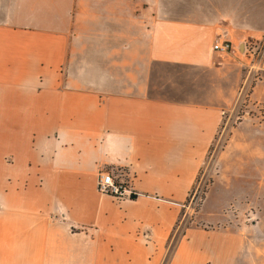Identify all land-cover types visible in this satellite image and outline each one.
Listing matches in <instances>:
<instances>
[{
    "label": "crops",
    "instance_id": "0c3cea01",
    "mask_svg": "<svg viewBox=\"0 0 264 264\" xmlns=\"http://www.w3.org/2000/svg\"><path fill=\"white\" fill-rule=\"evenodd\" d=\"M263 33L264 0H0V264H244L242 228L165 258Z\"/></svg>",
    "mask_w": 264,
    "mask_h": 264
},
{
    "label": "rangeland",
    "instance_id": "374dc122",
    "mask_svg": "<svg viewBox=\"0 0 264 264\" xmlns=\"http://www.w3.org/2000/svg\"><path fill=\"white\" fill-rule=\"evenodd\" d=\"M242 56L246 81L225 111L194 187L181 203L166 262L186 229L199 227L244 229L247 245L241 262L264 264V33L246 41ZM104 171L124 181L125 195H130L128 176Z\"/></svg>",
    "mask_w": 264,
    "mask_h": 264
},
{
    "label": "built area",
    "instance_id": "2783aa9c",
    "mask_svg": "<svg viewBox=\"0 0 264 264\" xmlns=\"http://www.w3.org/2000/svg\"><path fill=\"white\" fill-rule=\"evenodd\" d=\"M213 49L220 53H228L232 50V44L229 41H216ZM117 175L101 170L98 177L99 192L111 195L117 198L123 197L126 192H129L124 181L117 179Z\"/></svg>",
    "mask_w": 264,
    "mask_h": 264
},
{
    "label": "trees",
    "instance_id": "16d2710c",
    "mask_svg": "<svg viewBox=\"0 0 264 264\" xmlns=\"http://www.w3.org/2000/svg\"><path fill=\"white\" fill-rule=\"evenodd\" d=\"M129 198H130V199H135V198H136V195L133 194V193H131V194L129 195Z\"/></svg>",
    "mask_w": 264,
    "mask_h": 264
}]
</instances>
